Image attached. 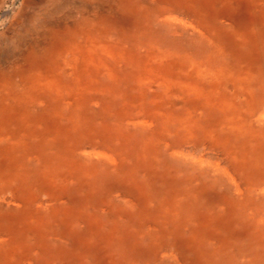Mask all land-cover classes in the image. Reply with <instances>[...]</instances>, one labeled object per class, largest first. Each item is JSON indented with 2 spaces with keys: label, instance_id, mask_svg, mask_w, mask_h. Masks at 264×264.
Wrapping results in <instances>:
<instances>
[{
  "label": "bare ground",
  "instance_id": "6f19581e",
  "mask_svg": "<svg viewBox=\"0 0 264 264\" xmlns=\"http://www.w3.org/2000/svg\"><path fill=\"white\" fill-rule=\"evenodd\" d=\"M102 1L76 0L30 35L18 29L17 50L0 43V264H69L77 252L66 254L62 241L108 244L125 226L159 246L177 218L225 228L253 191L264 194V4ZM121 17L145 22L148 42L156 35L146 62L137 53L146 40H134L133 54ZM153 19L192 31L200 49L163 47ZM163 149L223 181L221 214L202 189L181 191L177 171L160 167ZM97 176L104 190L95 201ZM155 186L168 190L162 201ZM234 195L238 204L228 202Z\"/></svg>",
  "mask_w": 264,
  "mask_h": 264
},
{
  "label": "rangeland",
  "instance_id": "374dc122",
  "mask_svg": "<svg viewBox=\"0 0 264 264\" xmlns=\"http://www.w3.org/2000/svg\"><path fill=\"white\" fill-rule=\"evenodd\" d=\"M75 1L76 0L59 1L58 3H64L63 7H59V11L66 9L68 4ZM106 1H109V3L105 2L107 4L112 2V0ZM137 1H139V3H143V0ZM260 1L264 4V0ZM55 2L56 0H0V43L5 46V49L17 50L18 46H16L15 43H12V41L18 29L21 28L22 30L23 28L20 33H23L24 36H26V34L30 35L31 32H36L42 29V26L49 18L58 16L57 13L59 11H57L56 7L48 13V10L51 7L50 5H52V7L56 6ZM103 2L104 0L102 3ZM197 3L202 6L201 2L197 1ZM129 4H131L130 1ZM2 10H9V13L3 14ZM223 12L227 15H231L226 10ZM121 18L122 21L125 20L129 24L126 30L128 37L125 38V40L128 39L127 41H129V44H132V53L135 54V51L138 48L135 47L134 40H146L144 37H149L148 33H150L151 29L147 30V28H145L147 26L145 22H142L141 28L140 20V24L137 26L136 17L132 19ZM108 19L109 21L112 19L114 23L118 20V18H114V20L106 12V20ZM118 22L120 21L118 20ZM154 26L161 32L159 34L161 37L160 43L163 47L172 49L173 47L176 48L178 46L185 48L193 46L194 50H197L195 47L199 49L201 47V43L192 31L185 32L172 25H162L161 23H158L156 19L154 21ZM135 30L138 31L139 35ZM174 31L178 34L181 33V36H174ZM155 37L152 38L150 42H148V40H146V42L144 41L145 43L143 47L142 45L139 46L140 52L138 51L137 53L141 55V60L143 62H146L147 46H153L151 43L154 41L157 42ZM142 49L144 51H142ZM129 90L132 91V89ZM143 132V129H137L134 131L133 136H135L136 139L140 138L142 137L141 135ZM170 137L173 138V134ZM185 155L186 156L175 158L171 153H168L166 149H163L159 157L160 167L164 170L165 167H167L168 171L173 169L174 171H177L180 177L178 179V186L182 192L186 190L193 191L197 188L206 192V194H204V201H206L205 204L207 208L215 210V212L218 211L217 213L221 214L219 212H223L224 201L221 200L222 196L218 195L217 192L225 189L223 181L219 178L211 179L208 174L210 169L206 172V170L198 168L196 163L191 161L190 157H188L189 155ZM185 179L191 180L190 183L186 184ZM94 180L97 182V184L95 183L96 201L104 189L103 180L100 176L95 177ZM116 186L118 185H115L114 187ZM154 190L159 193L157 198H161V201L162 197L168 193V190L165 191V187L158 186V188H156L155 186ZM249 200L246 201L251 203V206L248 204L251 209L249 207H240L238 205L232 217L233 223L225 228L215 229L212 227L213 230L198 228L196 225L191 223L187 215L177 218L175 220L174 227H171L172 229L169 228V230L171 229L170 231H162V235L164 237L163 240H161L162 244L159 246L152 240L151 233H142L141 231L132 229L129 226L120 228L117 233L113 234L112 239L108 244L103 242L104 238L101 239L100 236H97L95 239V236H92L89 237L90 239L87 241L89 243V246L87 245L89 248L80 246L77 249H74L77 245L74 246V244H72L71 246H68L65 241L61 242V246H63V251L65 249L66 254H68V252L69 254L74 253V251L77 252L76 256L73 257L74 261L72 258L68 259L69 264H264V194L255 190L252 192L251 199ZM246 201L245 203H247ZM228 202H237L236 204H238V197L234 195ZM197 203H200V201ZM104 215L106 214L99 213V218L103 224V231L101 230V232L102 234H108L110 228L107 221L109 220L108 217ZM125 220L128 223L133 221L129 218ZM95 229L97 228H92V231ZM166 231L169 236H166L165 238ZM196 233L200 238H198L196 242L194 240L191 243L190 240ZM121 238L123 239L122 242L120 241ZM117 239L118 242L116 241ZM50 242L53 247L57 245L56 240H51ZM157 246H165L166 250L164 251ZM167 247L169 248L167 249ZM83 252H85V254ZM37 262L38 264H44L41 263L43 261L37 260ZM48 262H53L50 264H61V262L59 263L56 261Z\"/></svg>",
  "mask_w": 264,
  "mask_h": 264
}]
</instances>
